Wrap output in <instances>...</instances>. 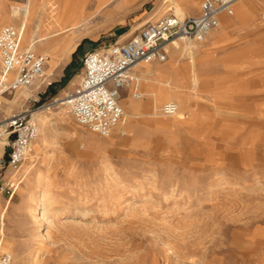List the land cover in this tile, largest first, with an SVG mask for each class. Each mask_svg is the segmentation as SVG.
<instances>
[{
    "label": "rangeland",
    "instance_id": "374dc122",
    "mask_svg": "<svg viewBox=\"0 0 264 264\" xmlns=\"http://www.w3.org/2000/svg\"><path fill=\"white\" fill-rule=\"evenodd\" d=\"M201 1L186 16L198 14ZM23 2L0 0V27L12 25L10 6ZM116 2L93 14L89 0L92 15L74 50L57 69L46 64L47 83L4 94L0 114L60 98L77 86L84 53L124 43L139 24L171 11L165 0H130L107 14ZM229 17L215 40H187L199 52L195 84L189 60L169 55L158 65L171 61L176 71L140 81L138 115H124L107 137L60 106L38 112L26 158L15 169L0 166V257L9 254V264H264V0L247 18L235 8ZM48 23L30 29L45 34L54 30ZM21 46L27 49L22 38ZM166 83L171 93L152 106L147 93ZM165 102L178 113L160 114Z\"/></svg>",
    "mask_w": 264,
    "mask_h": 264
},
{
    "label": "built area",
    "instance_id": "2783aa9c",
    "mask_svg": "<svg viewBox=\"0 0 264 264\" xmlns=\"http://www.w3.org/2000/svg\"><path fill=\"white\" fill-rule=\"evenodd\" d=\"M238 0H202L196 15L182 18L168 13L148 22L124 43H113L82 57V76L77 86L50 104L62 107L65 114L90 132L107 137L124 118L121 91L129 73L138 64L162 63L173 41H203L215 29L221 16H232ZM22 32L13 25L0 27V100L6 93L30 87L42 76L47 56L21 46ZM50 85V83H48ZM134 97L139 93L134 92ZM45 105V106H47ZM45 106L0 114V166L17 168L37 139L39 125L35 115ZM175 102H165L163 116L174 115ZM4 254L0 264H9Z\"/></svg>",
    "mask_w": 264,
    "mask_h": 264
},
{
    "label": "crops",
    "instance_id": "0c3cea01",
    "mask_svg": "<svg viewBox=\"0 0 264 264\" xmlns=\"http://www.w3.org/2000/svg\"><path fill=\"white\" fill-rule=\"evenodd\" d=\"M96 6L94 8L93 14L98 12L102 6L111 0H95ZM116 4L111 7L107 14H111L112 12L121 9L125 5L128 4L130 0H117ZM171 3V11L175 12L172 7L176 4L180 9V15L186 16V13L190 12L195 5H197L198 0H177L173 2V0H165V2ZM257 0H239L235 3V14L241 16L242 18H247L251 14L252 5ZM27 4V22L28 28L24 31L25 40L23 42V47L27 49H34L35 44H39L42 46L41 52L45 56H47L46 64L48 68L55 70L59 67L60 62L63 58H66L70 55V53L74 50L75 45L78 41V38L81 36L82 31L81 27L83 26L84 20L88 18L89 13L88 4L89 0H24L23 4L21 5H11L10 9L7 13L8 19L10 20L11 24L13 21H17V14L14 13V9L18 7L25 6ZM182 6V8H181ZM170 11V12H171ZM30 13V14H29ZM177 13V12H175ZM179 15V14H178ZM48 21L51 28L54 30L51 32H46L45 34H41L42 42H32L31 45H28V37L30 36L31 31V23L33 21H37L36 28L42 24L43 21ZM40 22V24H39ZM145 24H139L135 29H139ZM219 24H221L222 30L225 29L227 26L231 25V17L229 16H222ZM17 27V24H16ZM49 28V27H48ZM134 29V30H135ZM48 30V29H46ZM211 30L209 32L210 36L215 40L217 37L221 36V31ZM71 31V32H70ZM70 32V33H68ZM33 37L39 36L35 35V31L32 32ZM130 32L129 34H131ZM46 39V40H45ZM182 42L180 45L177 43L173 46L168 48V56L170 55V59L178 61L180 57H186L189 60V67H190V75L191 80L195 84L197 82V77L194 72V56L199 52L193 51L191 44ZM25 44V45H24ZM34 44V45H33ZM187 44V46H184ZM33 46V47H32ZM180 46V47H179ZM193 55V56H192ZM193 58V59H192ZM148 65V64H147ZM46 66V65H45ZM176 65H172L171 61L167 62L165 65H158L156 62L150 63V65H139L137 69L133 68L132 71L129 73L133 77L137 78L130 82L129 85H125V89L129 92L126 97L123 99L120 96V104L123 102V114L129 118H134L138 115V110L140 109V103L133 100L135 89L137 91L139 82L140 81H154L157 77L169 74L170 72L176 71ZM44 76H50V73L45 70ZM152 83V82H151ZM171 87L167 85H161L160 87H156L155 89H151L147 93L148 102L152 104V106L156 107L157 104L164 98H167L168 95L171 93ZM139 99L142 94L140 92ZM136 98V97H134ZM122 106V105H121ZM178 107V105H177ZM9 112V111H8ZM7 112V113H8ZM178 113V110L177 112ZM132 122V120H131ZM129 123V126L131 125Z\"/></svg>",
    "mask_w": 264,
    "mask_h": 264
},
{
    "label": "bare ground",
    "instance_id": "6f19581e",
    "mask_svg": "<svg viewBox=\"0 0 264 264\" xmlns=\"http://www.w3.org/2000/svg\"><path fill=\"white\" fill-rule=\"evenodd\" d=\"M28 1V0H27ZM239 1V0H238ZM237 1V2H238ZM172 9L175 11V12H177V13H175V12H173V11H171L170 13H173V14H175L176 16H178V17H180V18H182V17H184L183 15L181 16L180 15V9L178 8V6L177 5H174L173 7H172ZM28 11L29 10H27V4L25 5V6H22L21 8H19V18H20V23L17 25V27L19 28V30H21V32H22V44H23V42H24V40H25V36H24V31L26 30V26H27V24H28V22H27V14H28ZM30 14V13H29ZM179 14V15H178ZM39 24H40V22H39ZM38 25V24H37ZM141 28V27H140ZM32 32V31H31ZM42 40V38H41V36L39 35V36H36L35 38H32L31 40H29V44L28 45H31L32 44V42H34V43H36V42H42L41 41ZM46 40V39H45ZM182 42H185V41H182ZM182 42H178V41H173V42H171V43H169V45H168V48L170 47V46H173V45H175V44H177V43H182ZM34 45V44H33ZM187 46V45H186ZM33 47V46H32ZM32 49V48H31ZM167 52H168V49H167ZM193 56V55H192ZM193 59V58H192ZM148 65H150V63H147ZM147 64H138V65H136L134 68L135 69H137V67L139 66V65H146V66H148ZM45 75V69L43 70V74H42V76L41 77H39L37 80H36V82H40V83H47L48 82V78H47V76H44ZM137 78H135V77H133L131 74H129V80L127 81V83H126V85H129L130 84V82L131 81H133V80H136ZM138 80V79H137ZM29 96V95H28ZM121 96V95H120ZM5 102H10V101H8V100H6L5 99ZM45 108H50V105H47V106H45ZM177 110H178V107H177ZM177 112V111H176ZM176 112H175V114H176ZM11 113V112H10ZM10 113H8V114H10ZM7 113L5 114V115H8ZM39 115V113H37L36 115H35V117H36V119H37V116ZM38 120H39V122L41 123V124H44V121H43V119L41 118V117H39L38 118ZM40 192H41V190H40ZM41 199V198H40ZM33 202V201H32ZM45 203V202H44ZM30 205H32V203L30 204ZM1 206V205H0ZM1 210V209H0ZM3 222H4V212H1L0 211V236L1 237H3L4 236V230H3ZM4 243V242H3ZM2 243V244H3ZM0 245H1V242H0Z\"/></svg>",
    "mask_w": 264,
    "mask_h": 264
}]
</instances>
